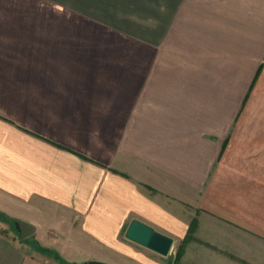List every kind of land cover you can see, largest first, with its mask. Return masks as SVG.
<instances>
[{
  "label": "crops",
  "instance_id": "0c3cea01",
  "mask_svg": "<svg viewBox=\"0 0 264 264\" xmlns=\"http://www.w3.org/2000/svg\"><path fill=\"white\" fill-rule=\"evenodd\" d=\"M0 213V264H264V0H0Z\"/></svg>",
  "mask_w": 264,
  "mask_h": 264
},
{
  "label": "water",
  "instance_id": "95a60500",
  "mask_svg": "<svg viewBox=\"0 0 264 264\" xmlns=\"http://www.w3.org/2000/svg\"><path fill=\"white\" fill-rule=\"evenodd\" d=\"M4 218L7 222L17 226L20 240L31 237L35 232L33 225L28 222L8 215H5ZM125 238L163 256L168 254L172 245V240L169 237L154 231L151 227L139 221H132L129 224L125 232Z\"/></svg>",
  "mask_w": 264,
  "mask_h": 264
},
{
  "label": "rangeland",
  "instance_id": "374dc122",
  "mask_svg": "<svg viewBox=\"0 0 264 264\" xmlns=\"http://www.w3.org/2000/svg\"><path fill=\"white\" fill-rule=\"evenodd\" d=\"M0 232L2 233H6L8 235H11L13 237H17L18 236V228L15 224L13 223H9L7 221H5L4 219L0 218ZM125 234V231L123 232V236ZM183 246L180 248V250L178 252H180L182 250ZM175 259L173 261V258L171 257V260L168 262V264H175Z\"/></svg>",
  "mask_w": 264,
  "mask_h": 264
},
{
  "label": "trees",
  "instance_id": "16d2710c",
  "mask_svg": "<svg viewBox=\"0 0 264 264\" xmlns=\"http://www.w3.org/2000/svg\"><path fill=\"white\" fill-rule=\"evenodd\" d=\"M5 214L3 213H0V218L4 219L5 220ZM6 221V220H5ZM196 225V222L195 221H192L191 225H190V228H189V232H188V237L189 235H191L194 231V227ZM56 257H58V260L62 263V264H68L66 261H64L63 259H61L58 255H56ZM180 257V252L177 253L176 257H175V261H177Z\"/></svg>",
  "mask_w": 264,
  "mask_h": 264
}]
</instances>
